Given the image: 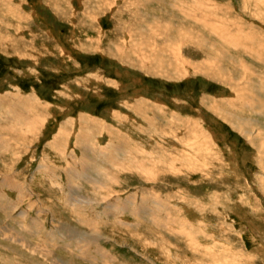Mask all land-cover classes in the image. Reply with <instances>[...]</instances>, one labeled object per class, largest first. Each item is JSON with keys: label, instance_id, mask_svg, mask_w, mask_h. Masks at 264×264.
Returning a JSON list of instances; mask_svg holds the SVG:
<instances>
[{"label": "rangeland", "instance_id": "374dc122", "mask_svg": "<svg viewBox=\"0 0 264 264\" xmlns=\"http://www.w3.org/2000/svg\"><path fill=\"white\" fill-rule=\"evenodd\" d=\"M68 1L0 0V26H2L0 31L3 33L6 31L8 35H16L23 40L14 47L7 44L5 47L7 51L0 50V105H6L8 109L15 112L16 105L12 102L13 94L21 93L20 95L26 94L29 97L34 94L37 100L34 108L38 107L39 109V107L47 106L46 109H42L40 115L48 116L43 132H39L40 138L35 137L38 140L36 143L34 142L35 145L32 148L28 145L24 146L19 139L17 140L7 131L3 124L7 119L12 121L11 115H7L4 110V112H0V135L3 138L0 140V186L2 191L5 190L0 192V231L2 230V233L0 232V235L2 234L0 236V264H223L222 262H225L224 264H264V194L263 191L261 192V184L257 182V177L260 179L261 173L255 160L251 161V157L255 155L256 151L244 139H241L236 133L234 134L225 122L213 113V110V112L211 111V107L221 106L233 113L238 111L241 116L264 121V105L261 106L263 110L260 107L263 111L262 114L248 111L243 100L240 102L234 100L235 95L238 94L239 86L234 88V86L225 85L219 79L211 76V73H197L180 61L179 68L181 70H178L181 73L174 76L176 81H169L151 77L146 70L143 71L144 67L141 70L130 67L123 61V57L120 56L121 62L119 57H114V55L111 57L107 51L109 39L115 42H122V40L125 42L123 38L126 36V27L129 26L128 23L133 19L132 16L135 12L143 9L141 11L145 10L146 13L149 10L148 12L151 11L149 13L151 14V9H153L154 14L164 16L162 14L168 10L170 14L164 18V22H167L168 18L175 24L183 22L184 27H187L186 23L193 24L202 31L204 38L217 43L220 48L221 46L225 47L235 57L233 62L236 63L238 58H242V61L248 63L253 69L264 72V58H259V55L264 57V50H262L264 46L258 51L256 45L251 48L249 47L250 43L242 38V35H250L257 38L255 40L258 41L257 43L264 45V22L252 15V11L255 9L264 12V0H177L178 2L164 0L165 5H162L163 3L161 2V4L160 1L143 5L144 0H115L113 8L111 6L100 12L95 11L96 0H93L94 2L92 0H86L87 2L85 0ZM102 3L104 4L103 1ZM125 5L127 6L125 7ZM185 6L188 7L184 8ZM89 9L91 15L88 12ZM86 12L89 13V18L83 17ZM137 17L140 15L137 14ZM81 18H85L86 24L80 22ZM193 18L194 20H192ZM5 23H9L12 27L7 28ZM89 24L90 26H88ZM230 26H238L241 30L236 34L233 27L229 28ZM221 31H226V33ZM229 34H235V39L240 35V39L242 38L241 40L244 41L241 49L229 41L230 37H234ZM151 39L155 41L164 39L168 43L170 41L169 35H166L164 31L161 32V35ZM124 49L127 48L124 47ZM19 51L23 53L30 51L28 55L31 57L22 60L16 58L15 54ZM113 52H116L115 49ZM138 66L141 67V64L139 63ZM193 71L194 73H192ZM237 71H241L242 75L245 74L242 69H237ZM260 78L258 79L260 80ZM107 80L112 83L111 86L106 82ZM255 88L258 89V92L260 91L258 85ZM68 94L69 96H67ZM104 96L109 100L102 102L97 100L103 99ZM139 96L143 97L142 99L146 97L141 116L127 107L133 98ZM77 97L79 98L77 99ZM80 99L81 103H79ZM228 99L231 102L234 101L236 104H234V108L226 104ZM10 101L13 104L12 107H10ZM122 101L128 105H123V109L120 110L128 118L132 119L133 117L135 120H131L129 123L126 121L127 133H125L126 137L123 136L125 139L122 137L123 141L121 142L123 151L128 153L129 150H135L131 155L136 156L139 151L154 147L147 137L137 134L138 130L133 134L134 127L131 128L130 125L132 121L138 125L139 122H142L144 125V121H139V119L157 115L160 120L163 119V122H159L169 129L164 131L170 132L168 134L170 137L165 138L170 144L162 142V146H166L164 148L169 151L166 152L165 160L167 157L168 160L169 158L172 160V156L177 157L170 152L171 144L174 145L171 137L175 135L189 136L193 139L194 132L208 133L209 138L213 140H210L208 152H205L207 160L201 156V153L196 154V157L204 159L195 157L190 159L201 161L204 163L205 169L201 168L198 172L196 171L197 173L185 169L179 175H165V178L162 177L163 181L146 183L141 174L132 168L125 169L126 172H124V168L118 167L116 170L109 164L106 171L112 176L106 177L112 190L108 191L111 193L113 190H117L119 194L101 202V197H99L101 194L97 193L101 190L99 188L97 190L99 186L94 182L89 183V180H84L83 176H78L81 175L82 167L79 165L86 163V160L93 156L90 152H93L94 148L90 145L86 147L87 150L83 151L81 147L75 145L74 135L79 130L82 132L83 127L89 128L90 122L86 121L83 123V127H80L79 121L82 114L87 119H90L91 116L98 118L95 126L97 132L102 135L97 138L98 141L96 140V148L98 150L100 147V151L105 152L109 150L106 149L109 142L108 137L103 133L106 128L109 127L107 130L113 129L120 136L122 134H120L119 124L106 111H109V108L118 109L117 105H122ZM150 111L152 113L149 115ZM189 119L201 120L200 126L193 128ZM64 120H70L71 126H65L70 129V135L66 137L65 144H63L65 149L60 156L57 148L45 147V141L51 138L58 127L65 122ZM4 140L10 143V147L4 144ZM167 146L171 149H167ZM17 147H19L18 150ZM45 150L47 151L45 152ZM177 150L179 151L178 146ZM52 156L56 158L59 167L55 160L50 159ZM52 161L55 165L51 163ZM41 163L48 169L40 171L38 165ZM207 165L209 166L207 167ZM66 166L68 167L65 168ZM73 166L76 171H79L75 177L70 173ZM56 168L58 169L56 170ZM119 170L120 172H118ZM205 170L206 173H204ZM72 176L76 182H80V186L75 185L74 196L68 191L69 183L74 181ZM106 177L101 176L102 180ZM114 178L117 180L116 184L112 182ZM61 180L63 183L67 181L69 183L63 184ZM12 182L15 186L12 185ZM11 185L12 188H10ZM5 186L8 187L5 188ZM59 188L65 192L60 191ZM152 190L155 191L152 193ZM43 192L45 195L42 194ZM145 195L149 197V202L141 201L140 198ZM76 196L77 199H75ZM155 197L156 199H154ZM126 199H129L130 203ZM44 200H51V205L58 209V212L55 211V216L52 206L50 209H46L40 205ZM156 201H163L164 205L155 208ZM71 203L73 204L71 205ZM70 205L71 207H69ZM107 205L111 207L107 208ZM139 206L144 210H138ZM164 218L171 223H164ZM161 224L163 227L160 226ZM185 225L190 228V234L191 232L195 234H191L192 238L187 233L184 234ZM95 227L100 230V235L94 232ZM74 229H77L78 232ZM192 229L198 231L193 232ZM89 233L93 237L88 236ZM9 234L11 237L7 238ZM16 235L20 239L16 240ZM133 237H138V240ZM191 241L199 244L200 248L197 251H193L194 242L192 244ZM218 256L225 258H218Z\"/></svg>", "mask_w": 264, "mask_h": 264}, {"label": "bare ground", "instance_id": "6f19581e", "mask_svg": "<svg viewBox=\"0 0 264 264\" xmlns=\"http://www.w3.org/2000/svg\"><path fill=\"white\" fill-rule=\"evenodd\" d=\"M68 1V0H67ZM80 1V0H79ZM88 1V0H87ZM85 0V2H87ZM93 1V0H92ZM102 1L104 2V4L102 3ZM114 1L115 0H96L95 4L98 6L95 7V11L100 12L101 10H104L105 8H110L112 6V8L114 7ZM153 1H160V3L162 5H165L164 0H144L143 1V5H145V3H150ZM170 1V0H169ZM177 0H175L176 2ZM58 2V1H57ZM62 2V0H61ZM66 2V1H65ZM69 2V1H68ZM94 2V1H93ZM91 2V3H93ZM139 1H137L138 3ZM174 2V3H175ZM178 2V1H177ZM218 2V1H217ZM89 3V2H88ZM90 3V4H91ZM132 3V2H131ZM140 3V2H139ZM182 3V2H180ZM221 3V2H219ZM68 5V3H65ZM160 4V5H161ZM171 5H174L173 3H169ZM169 4H166L169 6ZM184 4V2H183ZM194 4V3H193ZM202 4V3H201ZM200 4V5H201ZM70 5V4H69ZM68 5V6H69ZM138 5V4H137ZM140 5V4H139ZM154 5V4H152ZM178 5V3H177ZM181 5V4H180ZM188 5V4H187ZM206 5V4H204ZM208 5V4H207ZM206 5V6H207ZM47 6V5H46ZM84 6V5H83ZM127 5H125L126 7ZM149 6V5H148ZM151 6V5H150ZM182 6V5H181ZM192 6V4H191ZM216 6V5H215ZM218 6V5H217ZM86 7V6H85ZM129 7V6H128ZM136 7V6H135ZM144 7V6H142ZM141 7V8H142ZM152 7V6H151ZM150 7V8H151ZM171 7H175V6H171ZM177 7V6H176ZM188 6H185L184 8H186ZM179 8H181L179 6ZM207 8V7H205ZM218 8V7H217ZM227 8V7H226ZM126 9V8H125ZM132 9V8H130ZM140 9V8H139ZM173 9V8H172ZM188 9V8H187ZM194 9V8H192ZM197 9V8H196ZM209 9V8H208ZM214 9V8H213ZM229 9V8H228ZM226 9V10H228ZM1 10V9H0ZM122 10V9H121ZM143 10V9H141ZM139 11V12H135L134 15L132 16L133 19L130 21L129 19V23L126 28H127V32L125 30V35L122 40V42H115L112 39H109V41H107V51L109 56L113 57H119V60L121 59V57H123V61H125V63L129 64L130 67H135L137 69H142L143 67L145 68L143 71H147V73L153 78H162V79H167L169 81L174 80V76H178L179 73H181L178 69L179 68V61L186 65V67L191 68L193 70H195L197 73H211V76L215 77L216 79H219V81H221L223 84L225 85H229V86H234V88L238 87V94L237 96L235 95V102H240L241 100H243V103L245 104L244 106L248 109V111L250 112H254L255 114H262V110L263 108L261 107L262 105H264V72L263 71H257L255 69H253L248 63L243 62L242 58H238L237 62H233V60L235 59V57H233L230 52L223 46H221V48L219 47L220 45H218L215 42H212L211 40L204 38L202 31L200 29H198L197 27L193 26V24H188L186 23L187 27H184L183 22L178 24H175L172 20L167 18V22H164V18L169 15V11H165L164 16H161L160 14H154V10H152V13L149 14L150 12H146L144 11ZM174 10V9H173ZM189 10V9H188ZM210 10V9H209ZM216 10V9H215ZM129 11V10H128ZM159 11V10H158ZM186 11V10H185ZM184 11V12H185ZM195 11V10H194ZM193 11V13H194ZM217 11V10H216ZM229 11V10H228ZM53 12V11H52ZM62 12V10H61ZM90 15H91V11L89 9ZM175 12V11H174ZM206 12V11H205ZM210 12V11H209ZM215 12V11H214ZM224 12V11H223ZM226 12V11H225ZM253 14L258 17L259 20H261L262 22H264V12H262L260 9H255L252 11ZM93 13V12H92ZM128 13V12H127ZM191 13V14H193ZM198 13V12H197ZM89 13L86 12V14H83V17H87L89 18ZM137 14L140 15V17H137ZM175 14V13H174ZM190 14V15H191ZM220 14V13H219ZM233 14V13H232ZM218 15V13H217ZM75 16V15H74ZM178 16V15H177ZM184 16V15H183ZM189 16V15H187ZM204 16V15H203ZM209 16V15H208ZM59 17V16H57ZM82 17V16H81ZM181 17V16H180ZM186 17V16H184ZM231 17V16H230ZM233 17V16H232ZM60 18V17H59ZM208 18V17H207ZM62 19V17H61ZM85 19V18H84ZM83 18H81L80 22H84ZM189 19V18H188ZM63 20V19H62ZM76 20V19H75ZM125 20V19H124ZM123 20V21H124ZM191 20V19H189ZM194 20V18L192 19ZM199 20V19H198ZM197 20V21H198ZM200 21V20H199ZM203 22V21H202ZM97 23V22H96ZM127 23V22H125ZM198 23V22H197ZM86 24V23H85ZM82 24V25H85ZM92 24V23H91ZM196 24V23H195ZM200 24V23H199ZM224 24V23H223ZM4 25V24H3ZM7 28H11L12 26L9 23H5ZM122 25V24H121ZM125 25V24H124ZM203 25V24H202ZM201 25V26H202ZM235 25V24H234ZM78 26V25H77ZM90 26V24L88 25ZM87 26V27H88ZM93 26V25H92ZM198 26V24H197ZM205 26V25H204ZM222 26V25H221ZM2 27V26H0ZM16 27V26H15ZM224 28H227L225 26H223ZM233 27L232 29L235 31V33H239L241 29H239V27L237 26H230L229 28ZM91 28V27H90ZM216 28V27H215ZM87 29V28H86ZM89 29V28H88ZM238 29V30H237ZM251 29V28H250ZM19 30V29H18ZM17 30V31H18ZM79 30V29H78ZM114 30V29H113ZM117 30V29H116ZM243 30V29H242ZM20 31V30H19ZM164 31V33L166 35H169V43L166 42L164 39L160 40V41H155L152 40L151 38H155L156 36L161 35V32ZM244 31V30H243ZM74 32V31H73ZM83 32V31H82ZM95 32V31H94ZM103 32V31H102ZM115 32V31H114ZM119 32V29H118ZM221 32H225L226 31H221ZM122 33V32H121ZM228 33V32H227ZM242 33V32H241ZM240 33V34H241ZM223 34V33H222ZM73 35V33H72ZM105 35V34H104ZM109 35V34H107ZM122 35V34H120ZM124 35V34H123ZM235 34H229V36H234ZM218 36V35H217ZM240 36V35H239ZM237 36V38L235 39V36L232 38H229V41L237 48H240L241 45H243V42L241 39L245 38V40H247L249 43V47L254 48V46L256 47V50H260L263 48V44L261 43H257L258 41H255L256 39L254 37H251L250 35H242L241 39L240 37ZM95 37V36H94ZM104 37V36H103ZM107 37V36H106ZM91 38V37H90ZM100 38V37H99ZM108 38V37H107ZM111 38V37H110ZM227 38V37H226ZM97 39V38H96ZM261 39V38H260ZM92 40V39H90ZM106 40V39H105ZM244 40V39H243ZM262 40V39H261ZM264 40V39H263ZM23 41L22 38L20 37H16L13 35H8V33H3L0 31V50L2 51V49H4L5 51H7V49H5V47L7 46V44H10L11 47H14L15 45H19L20 42ZM47 41V40H46ZM117 41V40H116ZM82 42V41H81ZM98 42V41H97ZM256 42V43H254ZM93 43V42H92ZM28 44V43H27ZM83 44V43H82ZM246 44V43H245ZM246 44V45H248ZM78 45V43H77ZM109 45V46H108ZM262 45V46H261ZM32 46V45H31ZM83 46V45H81ZM178 46V47H177ZM90 47V46H89ZM124 47H126L127 49L125 50ZM243 47V46H242ZM34 48V47H33ZM60 48V47H59ZM88 48V47H87ZM244 48V47H243ZM242 48V50H243ZM13 49V48H12ZM32 49V48H31ZM95 49V48H94ZM113 49H115V53L113 52ZM241 49V48H240ZM247 49V48H246ZM248 50V49H247ZM246 50V51H247ZM264 50V49H262ZM13 51V50H12ZM86 51V50H85ZM245 51V49H244ZM243 51V52H244ZM250 51V50H248ZM253 51V50H252ZM30 52V51H29ZM29 52H17L16 58L18 57L19 59H27L29 57H31V55H28ZM36 52V51H35ZM47 52V51H46ZM126 52V53H125ZM232 52V51H231ZM4 53V52H3ZM97 53V52H96ZM248 53V52H247ZM257 53V52H256ZM262 53V52H261ZM7 56H9L7 53H5ZM14 53H12L13 55ZM46 54V53H45ZM255 54V53H254ZM14 56V55H13ZM63 56V55H62ZM121 56V57H120ZM256 56V55H255ZM261 55H259V58H264V57H260ZM250 57V56H249ZM60 58V57H59ZM116 58V59H117ZM256 59V58H255ZM254 59V60H255ZM258 59V58H257ZM118 60V61H119ZM261 60V59H259ZM122 62V60H120ZM256 62V61H255ZM141 64V67L138 66V64ZM31 64V62H30ZM64 64V63H63ZM124 64V63H122ZM128 66V65H127ZM41 67V66H40ZM241 70L245 72L244 75H242L240 72L241 71H237ZM181 70V69H180ZM142 71V72H143ZM57 72V71H56ZM103 72V71H102ZM243 72V73H244ZM194 73V71L192 72ZM262 74V75H261ZM37 75V74H36ZM148 75V76H149ZM181 75V74H180ZM184 76V75H183ZM207 76V75H206ZM259 77L260 80L258 79ZM180 80V78H178ZM211 79V78H210ZM93 80V79H92ZM182 80V79H181ZM212 80V79H211ZM176 81V80H174ZM209 81V80H208ZM25 82V81H24ZM81 82V81H80ZM108 84H111L108 80L106 81ZM113 83L115 84V82L113 81ZM118 83V82H117ZM120 83V82H119ZM166 83V82H165ZM175 83V82H174ZM256 83V85H258L260 91L258 92V89L255 88L254 84ZM79 85V84H78ZM117 85V84H116ZM241 85V86H240ZM136 86V85H135ZM64 87V86H63ZM95 87V86H94ZM102 87V86H101ZM117 87V86H116ZM137 87V86H136ZM15 88V87H14ZM121 88V87H120ZM119 88V89H120ZM227 88V87H225ZM78 89V88H77ZM137 89V88H136ZM13 90V89H12ZM61 90V89H60ZM115 90V89H114ZM118 90V89H117ZM134 90V89H133ZM225 90V89H224ZM245 90V91H244ZM88 91V90H87ZM119 91V90H118ZM244 91V93H243ZM9 92V91H8ZM17 92V91H16ZM99 92V91H98ZM139 92V91H138ZM144 92V91H143ZM226 92V90H225ZM64 93V92H62ZM119 93V92H118ZM122 93V92H121ZM230 93V92H229ZM235 93V92H234ZM21 94V93H20ZM20 94H13V104L16 105L15 108V112L12 111V109H8L6 107V105H0V112H4L7 115H11V119H7V121L3 124L7 131L17 140L19 139L24 146L28 145L29 147H34L36 141L38 139H35V137H39V132L43 130L45 123L48 121V116L46 117L45 115H40V112L42 111V109H46L47 106H43V107H38L34 108V106L36 105V96L33 94L31 97H29L26 94L20 95ZM60 94V93H59ZM58 94V95H59ZM236 94V93H235ZM12 95V94H11ZM65 95V93H64ZM221 95V94H220ZM69 96V94L67 95ZM92 96V95H91ZM146 96V95H144ZM4 97V96H3ZM87 97V96H85ZM102 97V96H101ZM119 97V96H118ZM214 97V96H213ZM212 97V99H213ZM79 97H77L78 99ZM143 97L139 96L136 98H133L131 100V103L129 106L130 110L133 109L135 112L139 113L138 115L142 114L143 112H141L142 107L144 104V99L146 97H144V99H142ZM225 98V96H224ZM228 98V97H227ZM231 98V97H229ZM86 99V98H85ZM97 99V98H96ZM99 101H108L109 99L106 98V96H104V98L102 99H97ZM232 100V99H231ZM215 101V100H214ZM11 102V101H10ZM10 104V107L13 106V104ZM89 102V101H88ZM147 102V100H146ZM149 102V101H148ZM210 102V100H209ZM222 102V101H220ZM79 103H81V99L79 101ZM83 103V102H82ZM94 103V102H93ZM118 103V102H117ZM223 103V102H222ZM45 104V103H44ZM43 104V105H44ZM91 104V103H89ZM122 105H117L118 109H111L106 111V113H110L112 115V118L115 122H117L120 126V134H122L121 136L116 134L115 131L112 130H107L103 132L104 136L107 135L109 142L107 143L106 152L105 151H100V147L96 148L97 146V138H99L100 135H102L101 133L97 132V128L95 125H97V121L98 118L96 119L95 117H90V119L85 118V116H83V114L80 116V127H83V123L86 121L87 123L90 122L89 128L88 127H83V131L81 132L80 130L76 132V134L74 135L76 141H75V145L77 147H81L82 150L84 151V149H86L87 146L92 145V147L94 148L93 152H90L93 154L92 157L88 158L86 160V163L84 162V164H80L79 166H82L80 171H81V175L78 176H83V179L88 181L89 183L94 182V184L98 185L99 187H97V190L101 189L100 192L98 191L97 193H100L101 195L99 197H101V202L102 200H108L111 199L112 197H115L119 194V192L116 191H112L111 193H109L111 189V186L109 184V181L107 179L108 176H112V174H108L106 169H108L109 164L112 165L114 168L116 169L118 167L124 168L125 169H129L132 168L134 171L138 172V174H141V177H143L144 181L146 183L150 182H158L160 180H162L163 178H165V175H179L182 172L185 171V169L190 170V171H194V172H198L199 170H201V168H204L205 165L204 163H201V161H197L195 160H190L192 158H197L196 154H202L201 156L205 157V159L207 160V155H206V151L208 150V145L210 144V140H213L212 138H209L208 133H203V132H197V133H193V139L189 138V136H173L171 137L173 139V146L171 144V147L173 150H175L173 152V150L171 149V147L167 149H171L170 152L174 153L172 156V160H165V156H166V152L168 153L169 151H167L164 147L166 146H162V142H166L169 143L168 141H166L165 138L170 137L168 134V132H165L164 130H169L166 129L159 121L163 122V119H159V116L154 115L152 117H144L139 119L144 121V125H142V122H139V125L135 122L133 123V121H135L132 117L128 118L126 116L125 113H123L121 110L123 109V105H128L125 102H121ZM213 104H215L213 102ZM226 104L228 106H235L236 104L231 101L226 100ZM235 104V105H234ZM239 104V103H238ZM74 105V104H73ZM147 105V104H146ZM221 105V104H220ZM148 106V105H147ZM146 106V107H147ZM152 106V105H151ZM155 106V105H154ZM180 106V105H179ZM206 106V105H205ZM74 107V106H73ZM82 107V106H81ZM211 107V106H210ZM261 107V109H260ZM79 108V107H78ZM92 108V107H91ZM151 108V107H150ZM157 108V107H156ZM203 108V107H202ZM211 111L213 113H215V115H218L224 122L225 124L228 126V128L236 135H238L241 139H244V141L246 143H249L250 147H253V149L256 151L255 155L251 157V161L255 160V163L258 167V170L261 173V178L259 179L257 177V182L261 184V192L263 191L264 194V121H257L254 118L251 117H245L244 115L241 116L238 111L233 113L232 111L230 112L229 110H227L224 107H211ZM234 108V107H233ZM62 109V108H61ZM64 109V108H63ZM121 109V110H120ZM147 109V108H146ZM149 109V107H148ZM200 109V108H199ZM239 109V108H237ZM236 109V110H237ZM4 110V111H3ZM65 110V109H64ZM100 110V109H99ZM144 110V109H143ZM153 110V109H150ZM210 110V108H209ZM149 111V110H148ZM161 111V110H160ZM159 111V112H160ZM260 111V112H259ZM65 113V111H63ZM145 112H147L145 110ZM198 112V111H197ZM200 112V110H199ZM84 113V112H83ZM130 113V112H128ZM152 112L150 111L149 115ZM247 113V112H246ZM1 114V113H0ZM145 114V113H144ZM85 115V114H84ZM137 115V116H138ZM252 115V114H251ZM90 116V115H89ZM97 116V115H96ZM101 116V115H100ZM109 116V115H108ZM131 116V115H130ZM141 116V115H140ZM139 116V117H140ZM145 116V115H144ZM147 116V113H146ZM74 117V116H73ZM69 118V117H68ZM148 118V119H147ZM165 118V117H164ZM189 118V117H188ZM138 119V118H137ZM75 120V119H74ZM106 120V119H105ZM133 120L130 124L131 128L134 127V130H132L133 134L136 132V130H138L139 132L137 134L142 135L144 137H147L152 143L154 147H151V149L148 150H141L138 152V154H136V156L131 155L132 153H134V151L129 150L128 153L126 151H123L122 146H121V142L122 137H126L125 133H127V130L125 128V124L126 121H128V123ZM65 121V120H64ZM76 121V120H75ZM78 121V120H77ZM189 123L191 124V126L193 128L199 127L200 124L198 121V119H189L188 120ZM212 121V120H211ZM16 122V123H14ZM214 122V121H213ZM14 123V124H13ZM76 123V122H74ZM78 123V122H77ZM71 126V121H65L64 123H62L58 129L54 132V134L51 136L50 139H48L47 141H45V147H54L57 148V151H59V155L61 156L64 152V145L65 144V140L66 137L69 136L70 134V129L65 127V126ZM87 125V124H86ZM146 125L148 127V129L146 130ZM101 126V124H100ZM129 126V127H130ZM76 127V126H75ZM102 128V127H101ZM104 129V128H103ZM175 131V130H174ZM178 131V130H177ZM43 132V131H42ZM173 132V131H172ZM211 132V131H210ZM227 132V131H226ZM1 133V130H0ZM180 133V132H179ZM210 134V133H209ZM9 135V134H7ZM41 135V134H40ZM189 135V134H188ZM214 135V134H213ZM212 135V136H213ZM231 136V135H230ZM8 137V136H7ZM123 137V139H125ZM214 137V136H213ZM40 138V137H39ZM2 136L0 135V140H2ZM128 139V138H127ZM221 139V138H220ZM223 139V138H222ZM99 140V139H98ZM97 140V141H98ZM218 140V139H216ZM224 141V140H223ZM3 142V141H2ZM4 144H6L7 146L10 147V143L8 141L4 140ZM14 142V141H13ZM20 142V143H21ZM35 142V143H34ZM89 142V143H88ZM219 142V141H218ZM15 143V142H14ZM18 143V142H17ZM38 143V142H37ZM127 144V142H125ZM213 143V141H212ZM216 143V142H215ZM228 143V142H227ZM19 144V143H18ZM219 144V143H218ZM212 145V144H211ZM226 145V144H225ZM12 147H14L13 145H11ZM177 146L179 147V151L177 150ZM215 146V145H214ZM8 147V149H9ZM21 147V146H20ZM28 147V148H29ZM44 147V148H45ZM220 147V146H219ZM19 147H17L18 150ZM124 148V146H123ZM46 149V148H45ZM125 149V148H124ZM129 149V148H128ZM210 149V148H209ZM214 149V148H213ZM226 149V148H224ZM16 150V151H17ZM63 150V151H62ZM87 150V149H86ZM227 150V149H226ZM47 150H45L46 152ZM81 151V150H80ZM9 152V150L7 151V153ZM22 152V151H21ZM208 152V151H207ZM224 152V150H223ZM228 152V151H227ZM15 153V152H14ZM20 153V152H19ZM71 153V152H70ZM171 153V154H172ZM232 154V152H230ZM4 154V153H3ZM11 154V153H10ZM208 154V153H207ZM18 155V154H17ZM88 155V154H87ZM131 155V156H130ZM211 155V154H210ZM209 155V156H210ZM11 156V155H10ZM19 156V155H18ZM17 156V157H18ZM73 156V155H72ZM130 156V157H129ZM66 157V156H65ZM163 157V158H162ZM175 157V158H174ZM3 158V157H2ZM47 158L49 159V157L47 156ZM202 158V157H201ZM201 158H197V159H201ZM12 159V158H11ZM15 159V158H14ZM50 159L55 160V163L58 166V162L56 161L55 157H50ZM73 159V158H72ZM91 159H93L94 161H92ZM130 159V161H129ZM204 159V158H202ZM65 160V159H64ZM74 160V159H73ZM3 161V160H2ZM12 161V160H11ZM17 161V160H16ZM68 161V160H67ZM75 161V160H74ZM83 161V160H82ZM205 161V160H204ZM234 161V160H233ZM249 161V160H248ZM77 162V161H76ZM75 162V163H76ZM208 162V161H207ZM207 162H205L207 164ZM53 165L54 161L51 162ZM50 163V164H51ZM78 163V162H77ZM209 163V162H208ZM234 163V162H231ZM3 164V162H2ZM8 164V162H7ZM14 164V162H13ZM78 165V164H76ZM31 166V165H30ZM62 166V164H61ZM75 166V165H74ZM71 167L70 169V173L74 174V177L77 173H79V171L75 170V167ZM209 165H207L208 167ZM13 167V166H12ZM25 167V166H24ZM28 167V166H27ZM33 167V166H32ZM68 166H66L65 168H67ZM233 167V166H232ZM6 168V167H5ZM215 168V167H213ZM38 169L40 171H43L44 169H48L47 166H45L44 164H39L38 165ZM58 168H56L57 170ZM104 169V171H102ZM205 169V168H204ZM239 169V168H238ZM13 170V169H12ZM55 171V169H53ZM52 170V172H53ZM207 170V168H206ZM206 170L204 171V173H206ZM215 170V169H214ZM230 170V169H228ZM257 170V169H256ZM6 171V170H5ZM11 171V170H10ZM9 171V172H10ZM122 171V170H121ZM220 171V169H219ZM236 171V170H235ZM8 172V173H9ZM56 172V171H55ZM117 172V171H116ZM120 172V170L118 171ZM126 172V170L124 171ZM196 172V173H197ZM201 172V171H200ZM224 172V171H223ZM5 173V172H4ZM17 173V172H16ZM133 173V172H132ZM131 173V174H132ZM186 173V172H185ZM189 173V172H188ZM191 173V172H190ZM208 173V170H207ZM216 173V172H214ZM219 173V172H218ZM20 174V173H19ZM29 174V173H28ZM27 174V175H28ZM56 174V173H55ZM199 174V173H198ZM197 174V175H198ZM15 175V174H14ZM63 175V174H62ZM96 175V176H93ZM123 175V174H122ZM133 175V174H132ZM185 175V174H184ZM195 175V174H194ZM202 175V174H201ZM216 175V174H215ZM225 175V173H224ZM19 176V175H17ZM102 177H106L104 180H102ZM210 176V175H209ZM11 177V176H10ZM55 177V175H54ZM53 177V178H54ZM73 177V176H72ZM73 177L74 181L69 183V194L72 193L73 195V191L76 189L75 185L78 184L80 186V182H76L75 178ZM122 177V176H121ZM120 177V178H121ZM126 177V176H125ZM163 177V178H162ZM221 177V176H220ZM219 177V178H220ZM5 178V177H4ZM19 178V177H18ZM27 178V177H26ZM57 178V176H56ZM56 178H54L56 180ZM70 178V177H69ZM123 178V177H122ZM121 178V179H122ZM8 179V178H7ZM5 179V180H7ZM12 179V178H11ZM40 179V178H39ZM63 179V178H62ZM71 179V178H70ZM77 179V178H76ZM79 179V178H78ZM221 179V178H220ZM3 180V179H2ZM25 180V179H24ZM37 180V179H36ZM81 180V178L79 179ZM129 180V179H128ZM13 181V180H12ZM62 181V180H61ZM130 181V180H129ZM163 181V180H162ZM8 182V181H7ZM52 182V181H51ZM62 181L63 184L67 183ZM113 183L116 184L117 180L116 178L113 179L112 181ZM123 182V181H122ZM11 183V182H10ZM7 183V184H10ZM15 183V182H14ZM45 183V182H44ZM128 183V182H127ZM6 184V183H5ZM4 184V185H5ZM93 184V185H94ZM121 184V183H120ZM172 184V183H171ZM1 185V184H0ZM13 185V182H12ZM12 185L10 188H12ZM49 186V184H47ZM118 185V184H117ZM15 186V184L13 185ZM33 186V185H31ZM56 186V185H55ZM63 186V185H62ZM4 187V186H2ZM8 186H5V188ZM99 188V189H98ZM113 188V187H112ZM49 189V188H48ZM58 189V188H55ZM79 189V188H78ZM60 190V188H59ZM62 191H64L63 189H61ZM60 190V191H61ZM95 190V189H94ZM109 190V191H108ZM5 191V190H4ZM1 189L0 186V192H4ZM18 191V190H17ZM16 191V192H17ZM50 191V190H49ZM48 191V192H49ZM59 191V192H60ZM108 191V192H107ZM155 190H152V193ZM8 192V191H7ZM6 192V193H7ZM21 192V191H20ZM47 192V191H46ZM52 192V191H51ZM65 192V191H64ZM5 193V194H6ZM45 192H43L42 194H44ZM62 193V192H61ZM118 193V194H117ZM226 193V192H225ZM231 193V192H230ZM237 193V192H235ZM1 194V193H0ZM8 194H10L8 192ZM63 194V193H62ZM66 194V193H65ZM68 194V193H67ZM68 194V195H69ZM182 194V193H181ZM39 195V194H38ZM45 195V194H44ZM156 195V194H155ZM154 195V196H155ZM231 195V194H230ZM238 195V194H237ZM241 195V192H240ZM41 196V195H40ZM53 196V195H52ZM74 196V195H73ZM80 196V195H79ZM153 196V195H152ZM6 197V196H5ZM62 197V195H61ZM64 197V196H63ZM68 197V196H67ZM227 197V194H226ZM229 197V196H228ZM234 197V196H233ZM14 198V197H13ZM17 198V197H16ZM44 198V197H43ZM42 198V199H43ZM52 198V197H49ZM217 198V197H216ZM232 198V197H231ZM18 199V198H17ZM54 199V198H53ZM77 199V196L76 198ZM141 201L144 200L145 203L146 201L149 200V197L143 196L140 198ZM156 199V197L154 198ZM15 200V199H14ZM13 200V201H14ZM68 200V199H67ZM74 200V199H73ZM129 199H126V201H128ZM134 200V199H133ZM214 200V199H212ZM240 200V199H239ZM16 201V200H15ZM51 201V200H50ZM49 200H44L43 202L41 201L40 205H42L43 207H46V209H50V206L53 207V205H51V202ZM130 201V200H129ZM128 201V202H129ZM150 201V200H149ZM148 201V202H149ZM185 201V200H184ZM4 202V201H3ZM2 202V203H3ZM55 202V200H54ZM65 202V201H64ZM69 202V201H68ZM88 202V201H87ZM86 202V203H87ZM132 202V201H131ZM157 202V203H156ZM155 203L157 204L155 206V208L159 207V206H163L164 202L163 201H156ZM170 202V201H167ZM214 202V201H213ZM220 202V201H219ZM237 202V200H236ZM242 202V201H241ZM240 202V203H241ZM1 203V202H0ZM18 203V202H17ZM61 203V202H60ZM85 203V202H84ZM89 203V202H88ZM130 203V202H129ZM141 204H143L142 202H140ZM225 203V202H224ZM254 203V202H253ZM4 204V203H3ZM12 204V203H11ZM16 204V203H15ZM19 204V203H18ZM38 204V203H37ZM63 204V201H62ZM73 203H71L72 205ZM82 204V202H81ZM80 204V205H81ZM118 204V201H117ZM228 204V203H227ZM13 205V204H12ZM58 205V204H57ZM71 205L69 207H71ZM76 205V204H75ZM134 205V203H133ZM146 205V204H145ZM189 205V204H188ZM192 205V204H191ZM216 205V204H215ZM226 206V203L224 204ZM6 206V205H5ZM9 206V205H8ZM37 206V205H34ZM49 206V207H48ZM87 206V205H85ZM147 206V205H146ZM224 206V207H225ZM7 207V206H6ZM11 207V206H10ZM59 207V206H58ZM67 207V206H66ZM111 207L110 205H107V208ZM178 207V206H177ZM181 207V206H179ZM191 207V206H190ZM12 208V207H11ZM17 208V207H16ZM36 208V207H35ZM68 208V207H67ZM148 209V207H146ZM188 208V206H187ZM201 208V207H200ZM5 209V208H4ZM3 209V210H4ZM8 209V207H7ZM22 209V207H21ZM185 209V208H184ZM15 210V209H14ZM37 210V209H36ZM140 211L142 210V207L139 206ZM25 211V210H23ZM27 211V210H26ZM55 211L58 212V209L54 208V216H55ZM78 211V210H76ZM86 211V210H85ZM157 211V210H156ZM79 212V211H78ZM10 213V212H9ZM183 213V212H182ZM28 214V213H27ZM26 214V216H27ZM155 214V213H154ZM162 214V213H161ZM181 214V213H180ZM186 214V213H185ZM79 215V214H78ZM248 215V214H247ZM160 216V215H159ZM158 216V218H159ZM165 216V215H164ZM167 216V215H166ZM186 216V215H185ZM8 217V216H7ZM12 217V216H11ZM202 217V216H201ZM250 217V216H249ZM13 218V217H12ZM16 218V217H15ZM157 218V219H158ZM10 219V218H9ZM14 219V218H13ZM156 219V220H157ZM17 220V219H15ZM162 220V219H161ZM198 220V219H196ZM195 220V221H196ZM201 220V219H200ZM12 221V220H11ZM18 222V221H17ZM169 221H167L166 218H164V223H167ZM193 222V221H192ZM199 222V220H198ZM163 223V225H164ZM171 223V221L169 222ZM197 224V223H196ZM200 224V223H199ZM163 225L161 224L160 226L163 227ZM226 225V224H225ZM4 226V224H3ZM11 226V225H10ZM225 227V226H224ZM97 234L100 235V230L98 228H94ZM19 230V229H18ZM78 232L77 229H74ZM184 234H188L191 236L194 233L191 232L190 234V228L185 225L184 226ZM2 231V230H1ZM0 231V232H1ZM16 231V230H15ZM88 231V230H87ZM193 231V229H192ZM198 231V230H197ZM197 231H193V232H197ZM93 232V235L95 234ZM2 233V232H1ZM183 233V232H182ZM85 234V233H84ZM90 234V233H89ZM2 235V234H1ZM0 235V236H1ZM6 237V234H4ZM19 235V234H17ZM15 236L16 240L20 239L18 236ZM180 235V234H178ZM195 235V234H194ZM201 235V233H200ZM235 235V234H234ZM12 236H14L12 234ZM88 236H92L91 234ZM87 236V237H88ZM199 236V235H198ZM11 235H7V238H10ZM21 237V236H20ZM86 237V238H87ZM93 237V236H92ZM194 237V236H193ZM85 238V239H86ZM134 239L138 240V237H133ZM84 239V240H85ZM10 240V239H9ZM22 240V239H21ZM28 240V239H27ZM82 241V240H81ZM80 241V242H81ZM21 242V241H20ZM28 242V241H27ZM85 242V241H84ZM88 242V241H87ZM194 242V241H193ZM193 242L191 241L190 243L193 244ZM13 243V242H12ZM23 244V243H22ZM28 244V243H27ZM33 244V243H32ZM264 244V243H263ZM26 245V244H25ZM66 245V244H65ZM68 245V244H67ZM74 245V244H73ZM31 246V245H30ZM80 246V245H79ZM84 246V245H83ZM194 248L193 251H197L198 248H200L199 244L196 242H194L193 244ZM30 248V247H29ZM85 248V247H84ZM191 248V247H190ZM67 249V248H66ZM82 249V248H81ZM31 250V249H29ZM33 250V249H32ZM255 251V250H254ZM33 252V251H32ZM84 252V251H83ZM86 252V251H85ZM36 253V252H33ZM221 253V252H220ZM257 253V252H256ZM219 254V253H218ZM258 254V253H257ZM80 255V254H79ZM256 256V255H255ZM225 258L223 256H218V258ZM10 258V257H8ZM61 258V257H60ZM177 259H180L179 257H176ZM250 258V257H249ZM244 260V259H243ZM242 260V261H243ZM15 261V260H14ZM61 262V261H59ZM77 263V262H76ZM223 264L225 262H222ZM238 263V262H237ZM253 263V262H252ZM67 264V263H66ZM73 264V263H72ZM220 264V263H219ZM247 264V263H246Z\"/></svg>", "mask_w": 264, "mask_h": 264}]
</instances>
